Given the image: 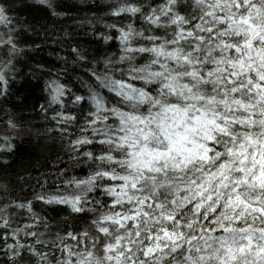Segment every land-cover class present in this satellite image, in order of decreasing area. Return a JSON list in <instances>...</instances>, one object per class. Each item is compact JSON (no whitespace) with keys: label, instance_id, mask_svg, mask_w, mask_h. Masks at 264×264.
<instances>
[{"label":"clouds","instance_id":"clouds-1","mask_svg":"<svg viewBox=\"0 0 264 264\" xmlns=\"http://www.w3.org/2000/svg\"><path fill=\"white\" fill-rule=\"evenodd\" d=\"M254 2L264 8V0ZM29 5L40 6L42 14L39 18L17 13L18 8ZM246 11L243 5L239 9L234 3L229 6V0L0 2V16L6 18L0 22V85H4L0 87V229L6 230L0 236L3 240L0 264H193L185 259L189 255L186 240L200 225L185 227L196 218L192 208L183 199H178L177 205L172 206L171 200L183 189H190L188 199L196 200L197 189L193 181L203 182L208 187V181L212 180L208 174L214 172L219 163L215 151L230 146L227 138L218 132L204 128L195 134L187 131L193 124L192 117L199 115L197 109L209 116L218 113L222 122L224 116L240 118L245 115L238 110V104L232 103L234 99L256 102L246 90L238 89L234 95L232 87L235 85L226 83L231 71L228 61L236 60L237 56L220 44L222 39L230 43H239L240 39L220 24V18L246 14ZM209 27L213 29L211 33ZM112 30L118 33L120 53L94 62L78 38L94 36L107 44L114 38ZM25 36L32 39H25ZM49 40L58 49L71 54L66 58L60 51L48 50L49 56L61 62V67L54 72L45 68L43 62L33 63L31 59ZM22 68H27L33 79L45 85L43 91L47 95L34 119L22 120V111L9 106L13 98L17 104L22 100V95L16 96L6 87ZM34 69L39 71L33 72ZM72 72H80L85 94L74 91L71 81L60 82L63 73ZM83 73L94 79L85 80ZM56 88L60 90L58 96ZM104 90L113 96L104 95ZM77 96L81 97L79 101L75 100ZM83 101H87L86 108H82ZM171 105L178 108H170ZM229 106L236 110L229 112ZM260 107L264 108V104ZM119 113H131L146 120L145 131L151 129V134L147 139L137 134L139 146L131 151L140 152L146 146L147 153L130 155L128 143L131 139H120L128 131L121 124ZM260 118L257 115V119ZM37 121L43 125L40 137L47 148L42 159H49L55 166L64 162L63 155L57 154L62 152L67 161L66 167L52 174L55 179H46L42 175L43 183L39 189L25 194L22 185L30 177L22 175L21 169L10 170L17 149L13 140L22 141L28 136H33L34 140L40 138L32 128ZM230 130L238 137L250 132L264 139V126L260 124L252 128L234 125ZM186 131L190 138L200 143H207V135L216 136V141L209 144L214 149L209 153L212 160L180 163L181 156L186 160L189 157L179 151V145L171 157L157 156L168 150L167 133H172V139H176L175 133ZM187 146L192 147L191 144ZM51 156L55 159H50ZM146 164L151 165L152 173L141 171ZM79 169H84V173L77 174ZM156 169L160 171L156 172ZM232 175L239 176L234 171ZM145 176H155L156 180H145ZM121 177H132V180L124 181ZM133 181L136 182L135 189ZM50 183L54 187H50ZM125 183L127 187L122 189ZM210 190L216 191L215 184ZM121 191H126L127 195L122 198L114 195ZM219 192L223 196H215L213 203L220 200L222 210L228 189L220 188ZM241 195L264 207V189L241 186ZM146 197L164 204L168 214L179 216L181 226L169 225L162 220L155 222L161 211L155 208L147 223L142 216L136 222L115 223L107 219L112 217L114 221L117 213L130 215L138 205V198ZM37 202H40L39 210ZM59 205L64 206L63 210H56V214L49 212V207L55 209ZM211 206L206 204L200 212L213 216L209 211ZM19 215H26L30 222L14 224L13 216ZM215 215L219 216L220 211ZM134 223H138L139 228ZM246 223L256 228L264 227V217L253 220L247 216L238 226L243 227ZM161 227L177 233L183 231L185 239L179 241L180 246L161 240L163 251L145 257L144 248L155 245L154 237ZM137 231L141 233L139 237ZM150 233L153 235L151 241L148 239ZM231 235L239 244V237L244 234ZM259 235L255 234L257 238ZM257 243L264 246V241L257 239ZM173 247H176L175 251ZM215 254L216 248H210L209 255L214 258L206 264H217ZM219 254L223 255V252ZM192 256L194 264H201L195 251ZM256 261L254 255H245L235 264H256ZM260 264H264V260Z\"/></svg>","mask_w":264,"mask_h":264},{"label":"snow or ice","instance_id":"snow-or-ice-1","mask_svg":"<svg viewBox=\"0 0 264 264\" xmlns=\"http://www.w3.org/2000/svg\"><path fill=\"white\" fill-rule=\"evenodd\" d=\"M233 3L235 8L239 9L243 5L247 11L246 14L238 16L235 14L222 16L219 20L221 25L226 26L227 31L235 32L236 36L240 38L239 43H230L223 39L220 41L222 47L230 49L237 56L236 60L228 61L231 71L228 73L226 83L228 85H235L232 87L234 95L238 89L246 90L249 96L256 98V102L254 104L251 102L244 103L241 100L234 99L232 103L238 104V110L244 112L245 115L240 118L224 116L222 117V122L218 119V113L209 116L202 109H197L199 115L192 117L193 124L187 129V131L194 134L200 128L218 132L230 142V146L225 147L222 151H215V158L219 163L218 168L208 174L212 177V180L208 181L209 186L205 187L203 182L193 181L197 189L195 192L196 200L188 199L187 192L191 191L190 189H183L177 198L171 200L172 206L177 205L178 199H183L192 208L196 218L186 223L185 227H191L193 224L200 225L199 229L194 231L186 240L189 246V255L185 259L193 262V264V251L198 254L197 259L201 264H206L207 261L214 258L209 255V249L213 247L216 248L215 259L217 264H235L239 257L245 255H254L257 258L256 264H260V261L264 260V246L257 243V239L264 241V227L256 228L247 223L243 227L238 226L241 219L247 216H251L253 220L264 217V207L259 206L256 202L244 199L241 195V186L264 189V139H259L250 132L242 133L238 137L230 130L231 126L234 125H239L241 128L245 126L252 128L256 124L264 126V108L260 107V105L264 104V8L255 4L254 0H229V6ZM5 19V17L0 16V22H3ZM212 31L213 29L209 27L208 32L211 33ZM240 77H246V79L241 80ZM54 90L58 96L60 92L59 88ZM172 91L175 93L174 88ZM80 99L81 97L79 96L75 97L77 101ZM141 99H143V96ZM169 107L178 108L176 105ZM227 110L231 112L236 109L229 106ZM118 115L121 124L128 131L127 135L120 137L121 141H129L131 139V142L128 143L130 155L140 156L143 153H147L148 149L146 146L141 148L140 152L131 151V149L139 146V141L136 139L137 134L142 139H147L151 134V129H148L147 132L145 131V127H147L146 120L131 113H119ZM257 115L261 118L257 119ZM187 131L184 134L175 133L176 139H172V133H167L165 139L169 143L168 150L162 154L157 153V156L164 155L171 157L172 153L178 150L177 146L179 145V151L187 153L189 157L186 160L181 156L180 163L187 164L195 160L204 162L212 160L213 157L209 153L213 152L214 149L209 144L216 141V136L207 135L205 137L207 143H200L190 138L187 135ZM189 144L192 147L189 148L187 146ZM149 155L151 154L149 153ZM141 171L152 173L153 169L150 164H146L142 167ZM155 171L159 172L160 170L156 169ZM233 171L238 173L239 176L233 177ZM150 178L155 182V176L144 177L145 180ZM120 179L128 181L132 180V177H121ZM213 184H215L216 191L210 190ZM121 187L122 189L126 188L127 183ZM132 187L136 188L135 181H133ZM220 188L228 189V195L224 200L222 210L219 207L220 200H216L213 203L215 196H223V193L219 192ZM114 195L122 198L127 193L126 191H121L120 193L114 192ZM150 201V197L144 199L138 198V205L131 210L130 215L122 216L117 213V218L114 221L112 217H108L107 219L115 223H121L122 221L136 222L142 216L144 222L147 223L149 219H152L151 210L155 208L161 210L155 222L159 223L162 220L169 225L176 224L177 227L181 226L179 216L168 214L164 210V204L158 201ZM206 204L212 205L209 211L214 214L213 216H209L207 212H200V209L204 208ZM113 206H115V203ZM181 207H184V204H181ZM218 211H220V215L216 216L215 213ZM134 226L139 228L138 223H134ZM236 232L244 234L239 237L241 241L239 244L236 243V237L231 235ZM256 233L260 234L258 238L255 236ZM140 234L139 231L136 232L137 237ZM154 238L156 241L155 245L149 244L143 250L145 257L154 254L158 250L163 251L160 244L161 240L168 241L174 246H180L179 241L185 239L183 231L179 233L169 231L168 227H161L159 234H156ZM148 239L150 241L153 239L151 233L148 235ZM194 241L198 243L194 244ZM128 250L130 251L131 249ZM175 250L176 247H173V251ZM221 251L223 255L219 254Z\"/></svg>","mask_w":264,"mask_h":264},{"label":"trees","instance_id":"trees-1","mask_svg":"<svg viewBox=\"0 0 264 264\" xmlns=\"http://www.w3.org/2000/svg\"><path fill=\"white\" fill-rule=\"evenodd\" d=\"M3 2V0H0ZM15 2V0H14ZM17 13L20 15L27 14L32 18H39L41 16V9L38 5H29L24 8H18ZM17 13H11V15H16ZM102 31V30H101ZM111 34L113 35V40L109 41L107 44L104 43L102 39H98L96 37H87V38H78V42L82 47L87 48L90 52V59L102 61L104 57L117 53L119 54L121 51V46L119 44V40L116 39L118 33L115 30H112ZM25 39H32L31 37L25 36ZM39 43L40 41L37 39L36 41ZM48 50L60 51L61 55L66 58H70L71 54L66 52L64 49H58L52 42H49L42 46V50H37L34 57H31L33 63H36L37 60L44 63L45 68H51L53 72L61 67V62L54 59L52 56L48 55ZM102 67V63H101ZM38 69H34L33 72H38ZM22 77V78H21ZM53 78H55L53 76ZM83 78L85 80H92L94 77L90 76L88 73H83ZM81 74L80 72H72V73H63L60 79L61 83H69L72 82V87L74 91L78 94H85V89L83 83L80 82ZM0 87H4V85H0ZM8 87L12 92L15 93L16 96L22 95V100L20 104H17L15 99L13 98L9 106L15 108L17 111H22L21 119L28 120L34 119L36 115H38L40 104L44 102L46 97V93L43 91L45 85L40 80L33 79V74L29 72L27 68H22L21 72L15 75L14 79L9 80ZM104 95L112 97L113 94L108 93L104 90ZM33 107H29V106ZM87 107V101L82 102V108ZM70 111H75V109H70ZM33 131L37 137H40V132L42 131L43 125L41 123L34 122L32 125ZM55 135H59L56 133ZM13 143L17 145V149L15 152V158L13 160V166L10 169L11 171H16L17 169H21V174H27L22 187L25 194H30L33 189H39L40 183H43V180L40 179L42 175L46 179H55L52 175L56 171L61 168L66 167L67 156L62 152L57 154L63 155L64 162H60L57 165H53V163L49 162V159H42L43 153L47 150L46 146L43 143V138L40 137L38 139H33V136H28L24 140H13ZM50 159H55V156H51ZM41 161L40 163H37ZM84 169L77 170V174H83ZM50 187H54V185L49 184ZM40 202H37V210H39ZM64 206L59 205L55 206V209L49 207V212L56 214V210H63ZM14 224H25L29 223L28 217L26 215L13 216ZM6 230L0 229V236H2ZM3 243V240L0 239V244Z\"/></svg>","mask_w":264,"mask_h":264}]
</instances>
